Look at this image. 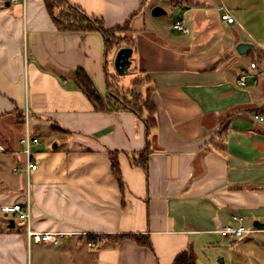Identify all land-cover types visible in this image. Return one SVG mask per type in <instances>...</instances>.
<instances>
[{
    "label": "crops",
    "instance_id": "obj_1",
    "mask_svg": "<svg viewBox=\"0 0 264 264\" xmlns=\"http://www.w3.org/2000/svg\"><path fill=\"white\" fill-rule=\"evenodd\" d=\"M69 1L110 28L131 20L132 67L148 79L133 90L152 89L157 127L148 132L147 113L98 112L77 86L83 71L108 97L101 34L59 33L44 0H0V205L22 200L6 170L13 162L12 175L24 173L13 169L24 167L17 115L28 108L36 137L58 136L34 147L31 226L65 235L59 246L29 243L25 225L0 217V264H174L187 252L196 264H264L255 226L264 225V0ZM165 1L188 33L147 23ZM225 10L235 24L222 21ZM240 44L253 49L240 55ZM146 151L147 171L132 165ZM109 152L119 153L124 191ZM239 226L251 232L221 235ZM123 235L151 247L116 241Z\"/></svg>",
    "mask_w": 264,
    "mask_h": 264
},
{
    "label": "trees",
    "instance_id": "obj_2",
    "mask_svg": "<svg viewBox=\"0 0 264 264\" xmlns=\"http://www.w3.org/2000/svg\"><path fill=\"white\" fill-rule=\"evenodd\" d=\"M45 7L55 24L59 33H99L105 40L106 53L119 51L122 48L135 49V41L132 37L131 20L124 25L107 27L101 17L91 16L81 7L72 4L69 0H44ZM148 83L146 77L136 78L132 82V87L128 89L120 88L110 83L107 77V89L109 91L107 99H103L96 91L92 81L80 71L77 73L76 84L84 92L86 97L93 103L98 112L130 111L142 116L147 113L145 123L148 132L157 127L156 107L152 102V89L145 92H135L133 88L142 87ZM18 119L24 118V112L18 113ZM148 152H144L139 158L132 160V165L137 168L148 170ZM112 173L117 179L122 191L124 183L119 161V153L109 152ZM130 239L141 246L151 247L147 237L139 235H128L116 237V241ZM174 264H196L190 253L181 254Z\"/></svg>",
    "mask_w": 264,
    "mask_h": 264
},
{
    "label": "built area",
    "instance_id": "obj_3",
    "mask_svg": "<svg viewBox=\"0 0 264 264\" xmlns=\"http://www.w3.org/2000/svg\"><path fill=\"white\" fill-rule=\"evenodd\" d=\"M12 2H21L24 7H26L27 0H11ZM222 21L227 22L230 25L236 23L235 18L230 14L228 10H225V13L221 16ZM175 29L178 31H182L184 33H188L189 31L185 29L183 23L178 22L175 24ZM255 68V65H252ZM240 85H244V78L239 81ZM256 119L264 122V115L256 116ZM30 114L28 108L25 109L24 112V122H25V132L20 139V145L22 146V154L24 156V167L21 169L20 167H15L13 169V174L18 175L21 171H23L27 177V185H26V202L24 204L14 203L11 205H0V217L5 220V222L10 225L11 221L15 223H20L26 226L27 238L29 243L34 244H46L52 246H59L63 243L64 236L59 233H48V232H35L31 226L32 219V193H31V174L39 169V163L36 156L33 153V149L36 146L41 145V141L38 137L34 136L29 128ZM0 152L5 153L6 149L3 146H0ZM235 220H240L235 217ZM244 226H239L237 228L227 227L221 231V235L223 238L228 240H238L242 238L245 234L250 233ZM90 248L96 247V243L89 244Z\"/></svg>",
    "mask_w": 264,
    "mask_h": 264
},
{
    "label": "rangeland",
    "instance_id": "obj_4",
    "mask_svg": "<svg viewBox=\"0 0 264 264\" xmlns=\"http://www.w3.org/2000/svg\"><path fill=\"white\" fill-rule=\"evenodd\" d=\"M168 2L170 4V1H168ZM151 4H152V2L149 4V6ZM149 6L147 7L148 11H149ZM161 6H157V7L162 8L163 11H165V13H167V14L159 17V20L157 21L159 27H161L163 29H168V30H169V28L173 29L174 24H175L174 21L180 15L179 10L178 9L176 10V7H174V9H173L172 7H170V5H167L166 1L164 3H161ZM152 11H151V16L150 15L148 16L149 20L147 22L151 25L153 23L156 24V21L154 19L156 17H153ZM117 53L118 52H116L114 50H112L108 53V59H107L108 72H107V74L110 78V83L113 84L114 89L116 88V85H118L120 88H123V89L131 88L133 79L136 78L134 68L131 66V68L129 69V73L126 75H123V76L118 75L116 68H115V60H116ZM135 91H136V89H135ZM13 133H14V138H15V147H18L19 146L18 141H17L18 132L14 131ZM32 134L35 136L33 131H32ZM38 136H39L41 143L43 144L44 147L52 146L53 144H55L54 141L58 140V136L55 135L54 133H52L51 131L47 130V129H41ZM1 142H3L2 137H0V143ZM20 147L22 148L21 145H20ZM33 152H34V149H33ZM12 166H13V162H9L8 169L6 170L7 171V177L10 180H16V181L21 182L22 187L20 186L18 188L13 189V190H14V192H16L17 194H19L21 196L22 200L20 203L24 204L26 202V185L25 186L23 185L24 173H21L17 177H14L11 173ZM83 249L86 252L88 251L90 256H93L96 253V251H89L86 246H83Z\"/></svg>",
    "mask_w": 264,
    "mask_h": 264
},
{
    "label": "water",
    "instance_id": "obj_5",
    "mask_svg": "<svg viewBox=\"0 0 264 264\" xmlns=\"http://www.w3.org/2000/svg\"><path fill=\"white\" fill-rule=\"evenodd\" d=\"M153 17H161L165 15V11H163L162 8L156 7L152 11ZM253 49V45L251 44H240L237 47V51L240 55L246 54L248 51ZM132 57H133V49L131 48H122L118 51L116 60H115V68L118 73V75L123 76L129 73V69L132 66ZM56 145H54V148ZM15 226V222L11 221L10 228H13ZM255 226L259 229H263L264 225L260 223H256Z\"/></svg>",
    "mask_w": 264,
    "mask_h": 264
}]
</instances>
